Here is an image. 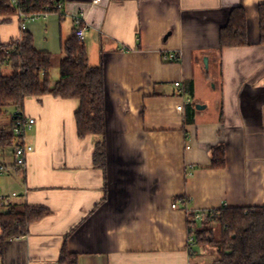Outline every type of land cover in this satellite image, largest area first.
I'll list each match as a JSON object with an SVG mask.
<instances>
[{
	"label": "crops",
	"instance_id": "0c3cea01",
	"mask_svg": "<svg viewBox=\"0 0 264 264\" xmlns=\"http://www.w3.org/2000/svg\"><path fill=\"white\" fill-rule=\"evenodd\" d=\"M91 1L62 0L26 30L60 63L82 14L89 63H104L105 135L79 137L78 99H26L22 110L36 119L26 133L34 150L22 168L14 156L0 159L12 188L2 193L0 175V194L10 208L51 214L7 241L0 264H59L65 242L79 264H193L188 210L264 206V0ZM236 6L246 11L248 44L221 48ZM21 34L17 16L0 26L4 41ZM172 52L179 61L165 58ZM185 95L204 108L184 104ZM102 141L103 164L94 159ZM220 145L226 165L213 168Z\"/></svg>",
	"mask_w": 264,
	"mask_h": 264
},
{
	"label": "trees",
	"instance_id": "16d2710c",
	"mask_svg": "<svg viewBox=\"0 0 264 264\" xmlns=\"http://www.w3.org/2000/svg\"><path fill=\"white\" fill-rule=\"evenodd\" d=\"M61 1L18 0V3L14 4L12 0H0V26L10 23L14 16L18 17L20 11L26 15L58 11L54 6ZM259 18L260 42L264 45V3L259 5ZM220 41L221 48L242 47L248 44V21L243 7L236 6L231 10L226 25L221 28ZM64 52L66 56L59 63L60 77L56 83H52L54 55L37 50L30 32L22 30L21 37L9 41H4L0 35V113L3 107L10 104L15 109L22 110L29 97L50 94L62 99L74 98L80 101L76 112L79 137L104 136V63H89L85 46L80 43L75 33L64 44ZM16 139L12 120L6 126L0 127V149L13 146ZM105 145V141L97 143L94 152L96 163H105ZM225 165L226 151L224 145H220L212 150L211 167L222 168ZM183 200L186 205L187 197ZM9 206L7 197L0 194V258L5 254L7 241L27 235L33 223L51 214V210L43 206L29 205L23 211ZM197 214L201 215L200 219ZM188 217L189 233L194 237L193 243L200 247L213 246L217 249L218 257L212 264H264V206H223L199 213L188 210ZM58 262L79 264L77 255L69 252L66 242Z\"/></svg>",
	"mask_w": 264,
	"mask_h": 264
},
{
	"label": "built area",
	"instance_id": "2783aa9c",
	"mask_svg": "<svg viewBox=\"0 0 264 264\" xmlns=\"http://www.w3.org/2000/svg\"><path fill=\"white\" fill-rule=\"evenodd\" d=\"M12 1L14 4L18 3V0H12ZM100 2L101 0H92L91 5L92 6L97 5ZM54 7L58 9L59 7H61V3L55 4ZM39 15L40 14L26 15L25 13L20 11L18 13V17L21 21V29L26 30L27 22L38 18ZM74 20L77 26L75 29V34L78 40L80 41V43L83 44V42L87 38V29L85 26H83L82 14L75 16ZM165 58L172 62L179 61L180 53L172 52V53L165 55ZM175 85L177 87H180L181 83L177 81ZM190 102H191V99L185 95L184 104L190 103ZM184 104L179 105L177 109L179 111H183ZM11 120H12L13 131L17 138L15 143L13 144L14 146L13 156L15 159V166L22 168V167H25V165L27 164L28 155L34 150V147L26 141V133L28 130H30L34 126V124L36 123V119L25 114V112L21 109H15L13 113L11 114ZM5 169H6V166L0 165L1 172L4 171ZM188 202L186 204H188ZM173 206L175 207L176 205H173ZM197 218L200 219L201 215L197 214ZM189 242L192 244L194 242V237L191 236L189 238Z\"/></svg>",
	"mask_w": 264,
	"mask_h": 264
},
{
	"label": "rangeland",
	"instance_id": "374dc122",
	"mask_svg": "<svg viewBox=\"0 0 264 264\" xmlns=\"http://www.w3.org/2000/svg\"><path fill=\"white\" fill-rule=\"evenodd\" d=\"M55 65L53 67V69L51 70V77H52V83H56V81L59 78L60 75V66H59V61L55 60ZM204 65L206 66V60L204 57V61H203ZM211 63H214L211 61ZM215 65V64H213ZM210 69L212 70L211 72L213 73V66L210 65ZM208 85V84H206ZM213 87V84H212ZM210 90V89H209ZM210 92L212 93V89L210 90ZM210 100H213L212 95H210ZM191 99L192 101V105L196 104L197 100L196 99H192L191 96H187ZM198 104L194 105L195 108ZM213 106L214 107H219V101L218 100H213ZM212 106V109H214V107ZM197 109V108H196ZM15 110V108L13 107V105H6L5 107H3V111L0 113V127L6 126L9 121H10V116L13 113V111ZM212 110H209L208 112H206L207 114H212L211 112ZM13 151H14V146H9L6 147L4 150L0 149V159L2 160L3 157H7V159H12L13 157ZM3 177L2 179L5 182V186L3 185V191L2 193L5 194L7 192H9L12 188L9 189V183L10 181H8V174H1ZM215 227L218 229L219 226L215 225ZM193 245V249H194V255H193V264H212V262L218 257L217 254V249L213 246H208V247H200L198 246L196 243H192Z\"/></svg>",
	"mask_w": 264,
	"mask_h": 264
},
{
	"label": "water",
	"instance_id": "95a60500",
	"mask_svg": "<svg viewBox=\"0 0 264 264\" xmlns=\"http://www.w3.org/2000/svg\"><path fill=\"white\" fill-rule=\"evenodd\" d=\"M206 64H207V58H206ZM196 108H197V109H202V108H204V105H200V104H198V105L196 106Z\"/></svg>",
	"mask_w": 264,
	"mask_h": 264
},
{
	"label": "bare ground",
	"instance_id": "6f19581e",
	"mask_svg": "<svg viewBox=\"0 0 264 264\" xmlns=\"http://www.w3.org/2000/svg\"><path fill=\"white\" fill-rule=\"evenodd\" d=\"M41 15V14H40Z\"/></svg>",
	"mask_w": 264,
	"mask_h": 264
}]
</instances>
